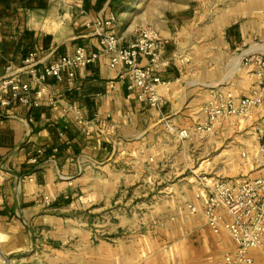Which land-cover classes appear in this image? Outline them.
<instances>
[{"label":"crops","instance_id":"1","mask_svg":"<svg viewBox=\"0 0 264 264\" xmlns=\"http://www.w3.org/2000/svg\"><path fill=\"white\" fill-rule=\"evenodd\" d=\"M131 13L122 0H0V80L18 75L31 54L43 65L80 47L101 55L93 24L110 16L127 47L138 29L131 25ZM215 24V31L200 34L193 23L177 33L146 26L166 43L155 72L168 83L160 90L159 111L139 103L137 92L129 90L131 81L121 79L123 71L112 70L104 56L76 71L74 86L67 74L60 83L49 81L48 96L37 109L0 107L3 264H225L235 251L230 235H215L188 209L200 189L195 182L193 192H185L190 189L184 177L191 166L187 152L202 139L181 140L177 134H193L213 95L239 99L232 89L235 77L246 91L256 85L243 60L264 51L249 49L235 58L237 46L246 44L243 27L238 19ZM247 119L262 120L264 112L235 120ZM129 201L142 206L127 207ZM128 212L162 222L136 225L146 234L133 243L125 237L134 228L125 218ZM102 213L117 215L118 223L96 224ZM101 231L119 238L99 239ZM249 256L253 264H264L262 251Z\"/></svg>","mask_w":264,"mask_h":264},{"label":"built area","instance_id":"2","mask_svg":"<svg viewBox=\"0 0 264 264\" xmlns=\"http://www.w3.org/2000/svg\"><path fill=\"white\" fill-rule=\"evenodd\" d=\"M115 23V17L110 16L93 24L101 55H90L80 47L72 55L43 65L37 54H31L24 60L18 75L0 80V107L18 104L37 109L48 96L49 81L60 83L67 74L68 85L74 86L75 72L95 64L100 56H104L112 70L123 71L121 79L131 81L129 90L137 92L138 102L159 111L164 103L160 90L168 83L155 72L160 69L166 43L158 31L146 27L137 30L136 40L124 47L115 32ZM143 60L145 66L142 65ZM243 64L252 70L256 85L239 99L231 94L213 95L202 110L205 121L196 126L193 134L187 130L179 131V139L188 140L192 136L204 139L212 135L222 122L244 120L255 111L264 109V54L247 56ZM20 76H27L28 81L24 82ZM49 102L53 103V100L49 99ZM255 136L264 167V122L255 128ZM242 158L247 159V154L243 153ZM43 202L50 205L48 199ZM188 209L192 215H200L215 235L221 232L230 235L235 251L226 255L225 264H253L250 252L264 253V176L237 183L206 181L200 184L195 204L189 205Z\"/></svg>","mask_w":264,"mask_h":264},{"label":"rangeland","instance_id":"3","mask_svg":"<svg viewBox=\"0 0 264 264\" xmlns=\"http://www.w3.org/2000/svg\"><path fill=\"white\" fill-rule=\"evenodd\" d=\"M122 1L124 7L126 6L132 10L130 14L131 25L138 28L137 30L150 25L154 26L155 29L160 32L169 28L171 31L177 33L181 32L187 25L190 26V23H193V27H197L199 34L209 33V31L211 33L215 31L216 19H238V25L243 27L246 33V44L245 47L241 45L237 46L241 48L240 52L236 53L237 56L235 58L249 49L264 51V0ZM137 4L138 6L136 8L135 6ZM128 19L130 18L128 17ZM217 43L220 44V41L218 40ZM237 47H235L233 51H235ZM225 61L226 59L223 61L224 64ZM237 61H239V59H236L234 67ZM234 82H236V86L232 89L236 91L239 98L247 94L248 91L245 90L247 85L243 84L241 79L235 77ZM262 111L264 112V109L255 111L254 113H260ZM254 119H252L251 122L247 119L244 123L239 120L224 121L217 126L215 133L205 137L199 141L198 144L189 148L187 157L191 160V166L188 170H185L184 177L187 178L186 183L190 186V189H185V192H193L192 188L197 186L196 183H198L197 187L200 189L199 185L206 181L221 180L237 183L264 175L262 158L255 139V128L261 125L264 119L258 120L257 122H255ZM243 153L247 154V159L242 158ZM173 173L177 174L175 171H173ZM190 178L194 179V184L190 185V183L187 182ZM183 188L179 189L180 192L184 190ZM144 202L146 201H143V203ZM136 203L129 201V206L127 207L136 206ZM147 203H149V201H147ZM137 204L140 205L141 203L138 201ZM179 204V201H177V206ZM145 205L144 203V206ZM88 216L89 215H86L84 218ZM125 218L127 222L131 224V227L134 226V228L124 236L133 243L137 239V236L146 234L145 231H137L136 225L145 222L148 224L162 222L161 217L158 219L157 217L151 216H136L129 212ZM90 219L91 216H89L88 220L90 221ZM95 220V223L99 225L109 223L117 224L119 221L117 215H105L103 213L97 215ZM97 235H99L98 238L102 240H115V238H119V235L104 234L102 231L101 233H97ZM110 236H112V238H110ZM0 264H3L1 260ZM5 264L14 263L7 261Z\"/></svg>","mask_w":264,"mask_h":264},{"label":"bare ground","instance_id":"4","mask_svg":"<svg viewBox=\"0 0 264 264\" xmlns=\"http://www.w3.org/2000/svg\"><path fill=\"white\" fill-rule=\"evenodd\" d=\"M238 67H239V61L236 62V66L234 67V70L233 71L236 72L237 69H238Z\"/></svg>","mask_w":264,"mask_h":264}]
</instances>
